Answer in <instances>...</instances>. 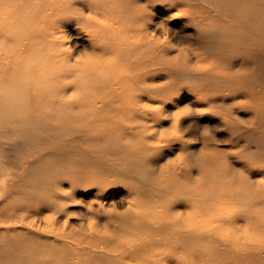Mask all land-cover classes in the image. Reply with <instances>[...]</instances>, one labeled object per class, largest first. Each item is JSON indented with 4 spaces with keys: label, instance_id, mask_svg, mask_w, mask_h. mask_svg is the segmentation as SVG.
<instances>
[{
    "label": "bare ground",
    "instance_id": "bare-ground-1",
    "mask_svg": "<svg viewBox=\"0 0 264 264\" xmlns=\"http://www.w3.org/2000/svg\"><path fill=\"white\" fill-rule=\"evenodd\" d=\"M239 1H232L239 28L222 34L221 44L263 59L264 0H250L255 6L247 9ZM100 15L97 0H0V264H264V180L229 183L233 198L207 192L202 178L178 184L161 174L145 192L130 190L128 208L115 213L105 205L131 172L105 166L107 172L78 175L83 145L100 157L96 166L118 152L143 160L150 135L136 105L138 71L158 58L157 49H168L144 28L130 33ZM244 31L255 39L247 41ZM71 32L87 36L97 52L76 55L67 44ZM205 70L214 87L252 95L234 80L240 74L213 64ZM169 92L166 86L160 95ZM5 134L15 137L14 147L34 150L20 171L9 169ZM195 161L227 174V163L203 141ZM78 184L96 190L76 239L66 218Z\"/></svg>",
    "mask_w": 264,
    "mask_h": 264
},
{
    "label": "rangeland",
    "instance_id": "rangeland-1",
    "mask_svg": "<svg viewBox=\"0 0 264 264\" xmlns=\"http://www.w3.org/2000/svg\"><path fill=\"white\" fill-rule=\"evenodd\" d=\"M232 1L97 0L101 14L97 18L102 16L104 19L102 14L105 13L109 23L116 20L114 27L121 26L130 33L136 28H144L149 36L151 34L161 41L165 39L163 44L168 46L165 52L157 49L158 58L145 61L144 68L138 71L140 89L136 105L146 114L143 121L150 135L149 148L141 160L143 163L127 158L125 152H118L105 155L103 162L96 166L99 156L91 157L90 152L84 151L87 149L84 145L77 151L78 175L89 170L94 174L107 172V166L109 170L127 169L133 176V179H126L127 184L118 185L112 192L106 210L124 212L129 206L128 192L136 189L145 192L151 188V180L161 174L169 175L173 183L178 184H186L188 176L193 180L202 178L207 192L215 194L217 190L229 193L233 198L229 183L236 186L243 181L264 180L259 173L264 164V126L260 119L262 112L258 110L264 109V58L258 59L249 56L245 50L221 44L222 34L239 28L241 22L234 16L236 2ZM239 6L247 9L248 6L254 7L255 3L240 0ZM253 22L257 24L256 18ZM209 31L217 36H206ZM103 33L104 30L100 37L107 39ZM249 33L244 31L245 39L254 40ZM86 37L72 32L67 37V44L76 55L92 56L97 52ZM210 64L228 75L240 74L233 76L234 80L250 86L252 95H236L233 91L214 87V76L205 73V67ZM166 86L170 92L160 95ZM14 138L5 134L1 145L9 152V169L20 171V161L30 158L34 150L26 143L14 147L11 140ZM126 139L138 138L127 134ZM202 141L217 154L219 161L227 163V174L195 161ZM86 185L78 184L67 208L66 220L76 239L82 237L80 225H86L85 207L89 201L93 202L96 190ZM178 196L182 195L179 193ZM243 197L244 193L236 201H244ZM93 208L98 209V206L93 205Z\"/></svg>",
    "mask_w": 264,
    "mask_h": 264
}]
</instances>
